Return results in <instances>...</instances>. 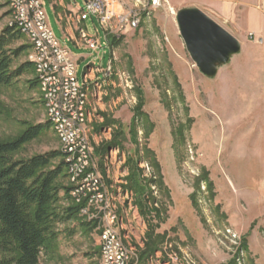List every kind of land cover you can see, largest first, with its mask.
<instances>
[{"label": "rangeland", "instance_id": "374dc122", "mask_svg": "<svg viewBox=\"0 0 264 264\" xmlns=\"http://www.w3.org/2000/svg\"><path fill=\"white\" fill-rule=\"evenodd\" d=\"M43 1L55 37L81 57L78 80L84 72L92 82L94 111L86 134L93 162L106 204L118 216L116 228L139 264H264V0H160L157 8H149L150 0H120L123 14L135 16L139 25L115 31L88 16L87 33L97 30L101 43L106 37L107 45L97 51L83 47L77 9L63 0L55 11L52 0ZM69 2L84 7V0ZM195 6L241 44L213 77L194 65L175 23L178 9ZM12 20L9 0H0V32ZM26 44L21 36L9 48ZM28 53L22 50L12 68L29 61ZM93 61L101 69L110 65L109 80L97 81ZM33 77L28 69L0 85V141L45 124ZM60 146L51 125L9 157L24 159ZM133 171L147 189L145 214L129 184ZM55 184L70 188L68 197L60 188L57 212L81 205L69 175ZM52 231L38 264H100L97 220L81 207ZM147 240L151 248L139 257Z\"/></svg>", "mask_w": 264, "mask_h": 264}, {"label": "built area", "instance_id": "2783aa9c", "mask_svg": "<svg viewBox=\"0 0 264 264\" xmlns=\"http://www.w3.org/2000/svg\"><path fill=\"white\" fill-rule=\"evenodd\" d=\"M160 0H150L149 8H157ZM78 20L82 23L81 38L84 46L93 51L99 50L102 45L95 35L87 33L84 22L90 16L100 27H114L120 31L124 26L137 27L135 16H125L122 12L120 0H84V7L77 9ZM17 19L23 20V29L29 30L27 43L36 48V56L41 67V78L47 84V99L51 102L52 115L62 116V130L67 132L65 146L66 160H71L75 166V175L71 183V192L81 198V211L89 218L97 220V229H101L100 262L104 264H139L134 248L122 233H116L114 224V209L106 204V192L101 176L95 169L92 150L86 130L89 128V115L94 111L95 91L92 90L90 79L78 80L76 69L78 59H75L70 50L61 45L49 26L44 10L43 0H17ZM113 19V25L108 24ZM57 22L60 26L59 19ZM61 28V26H60ZM62 30V29H61ZM79 47L71 36L62 31ZM104 33V32H103ZM96 36V37H93ZM95 65V62H91ZM96 66L97 81L106 82L107 69Z\"/></svg>", "mask_w": 264, "mask_h": 264}, {"label": "trees", "instance_id": "16d2710c", "mask_svg": "<svg viewBox=\"0 0 264 264\" xmlns=\"http://www.w3.org/2000/svg\"><path fill=\"white\" fill-rule=\"evenodd\" d=\"M21 36L23 35L19 30L10 26L4 27L0 32V85L9 84L28 69L34 74L29 61L12 68L20 52L29 48V44L15 49L9 48V45ZM31 83L38 88L35 75ZM50 127L46 120L45 124L28 126L15 139L0 141V264H38L40 252L53 233L52 226L56 222L76 217L81 207L80 204L71 203L61 212H57L54 206L60 199V188L64 189L66 197L70 190L68 185L59 187L55 184L59 177H68L61 151L53 150L17 160L9 157L10 153L17 151L21 145ZM56 158L60 159L59 162L47 169ZM129 184L136 193L140 209L143 213L146 212L144 208L147 189L135 171L130 175ZM147 238H150L149 234ZM149 248L151 243L147 240L139 257Z\"/></svg>", "mask_w": 264, "mask_h": 264}, {"label": "water", "instance_id": "95a60500", "mask_svg": "<svg viewBox=\"0 0 264 264\" xmlns=\"http://www.w3.org/2000/svg\"><path fill=\"white\" fill-rule=\"evenodd\" d=\"M174 19L190 59L206 77L215 76L241 49L233 34L198 7H182ZM106 69L107 76L109 64Z\"/></svg>", "mask_w": 264, "mask_h": 264}, {"label": "bare ground", "instance_id": "6f19581e", "mask_svg": "<svg viewBox=\"0 0 264 264\" xmlns=\"http://www.w3.org/2000/svg\"><path fill=\"white\" fill-rule=\"evenodd\" d=\"M9 6H10V9H11V12H12V19H13L12 22L9 24V26L14 28V29H16V30H19V32L23 36L29 37V30H22L23 29V20L22 19H17V0H9ZM138 25H139V21L137 19V26ZM33 56H36V48H34V46L32 44H29L28 60L32 64L33 69H34V75H35V78H36L37 83H38V88H39V91H40V94H41V98L43 100V105L45 107V111H46V114H47V120L52 125V127L55 130L57 136L59 137V140L61 142V146H65L66 145V141H67V132L63 131L62 127H61L62 126V116L52 115L51 102L48 101V99H47V84L41 78V67H39L37 59H32ZM92 66H94V65H92ZM91 69L94 70V68H91ZM76 74H77V69H76ZM82 79H86V77L84 75V72L82 74ZM61 151L64 154L65 162H66V166H67V172H68L70 181L72 183L73 182V175H75V166H73V164L71 163V160H66V150L65 149H61ZM73 195L77 196V194H73ZM115 212L116 211H114V222H117L118 221V216L115 214ZM99 230H100L99 236H101V229H99ZM115 231H116V233H119V231L116 228V225H115ZM99 250H100V240H99ZM99 258H100V252H99ZM100 264H104V263L100 262Z\"/></svg>", "mask_w": 264, "mask_h": 264}, {"label": "crops", "instance_id": "0c3cea01", "mask_svg": "<svg viewBox=\"0 0 264 264\" xmlns=\"http://www.w3.org/2000/svg\"><path fill=\"white\" fill-rule=\"evenodd\" d=\"M53 1V6H54V8H55V11H56V7L57 6H55V5H59V4H62L63 3V0H59V2L58 1H56V0H52ZM68 1V3H66V5L68 6V7H71L72 9H78L79 7H77L75 4H71L70 2H69V0H67ZM196 7V6H195ZM198 7V6H197ZM200 9V8H199ZM74 58L75 59H78V61L81 59V57H76V56H74Z\"/></svg>", "mask_w": 264, "mask_h": 264}]
</instances>
